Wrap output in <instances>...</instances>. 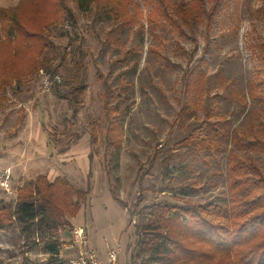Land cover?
<instances>
[{
	"label": "rangeland",
	"instance_id": "1",
	"mask_svg": "<svg viewBox=\"0 0 264 264\" xmlns=\"http://www.w3.org/2000/svg\"><path fill=\"white\" fill-rule=\"evenodd\" d=\"M19 1L0 0V7H14ZM261 1L244 0L236 6L231 0H204L202 22L191 28L178 27L181 23L170 19H177L174 2L162 6L156 0L146 6L134 0L138 8L131 4L129 9L140 16L128 25L115 19L109 8L81 11L72 4L77 25L67 24L66 29L80 38L89 85L77 113L55 94V87L41 93L39 73L8 87L0 104V167L14 172V187L28 186L40 171L52 181L57 174L65 176L88 192L86 203L69 218L71 226L61 232V241L69 240L71 227L84 226L88 245L102 263L115 249L118 264H176L167 254L148 261L150 253L138 244V227L153 220V204H229L231 152L243 159L252 156L264 168V156L246 146L264 138V101L252 97L249 86L260 64L256 45L264 42ZM206 23L211 24L209 32ZM49 35L47 57L58 65L59 54L72 45L59 28ZM69 53L56 71L46 70L61 74L64 91L73 84L76 57ZM202 57L204 104L187 118L178 115L187 99L185 78ZM108 86L115 92L110 103L117 109L119 138L108 131L113 119L104 106ZM207 111L229 121L228 135L215 139V151L195 159L177 142ZM93 120L96 144L89 126ZM62 155L66 157L61 164ZM15 163L28 165L27 176ZM13 199L0 196V264H51L45 249L51 235L36 228L23 233L17 217L7 215L15 210ZM5 205L9 208L3 209ZM73 255L75 249L59 246L60 259Z\"/></svg>",
	"mask_w": 264,
	"mask_h": 264
},
{
	"label": "trees",
	"instance_id": "2",
	"mask_svg": "<svg viewBox=\"0 0 264 264\" xmlns=\"http://www.w3.org/2000/svg\"><path fill=\"white\" fill-rule=\"evenodd\" d=\"M141 1L146 6H154L156 0ZM158 1L162 6L175 3L173 11L177 19H170L180 22L178 27L191 28L202 22L204 0ZM231 1L239 6L244 0ZM261 3L259 12L264 19V0ZM72 4L81 11L93 6L109 8L115 19L122 20L126 25L140 16L139 13L131 14L129 9L131 4H135L134 0H20L14 7H0V104L6 99L8 87L43 70L56 71L72 51L76 57L72 58L73 84L66 91L57 84L55 94L74 108L73 115L77 113L89 85L85 80V52L80 38L72 36L66 29L67 24L77 25ZM135 6L138 8L137 4ZM204 26L208 32L211 30L210 23ZM53 28H59L68 35L72 45L69 52L65 49L59 54L58 65L47 57L51 46L49 31ZM114 41L117 42L116 39ZM256 48L260 64L256 77L249 82L250 95L264 101V42L256 45ZM204 61L202 57L185 78L187 99L178 115L192 118L203 107L206 74L201 65ZM114 95L113 88L108 86L104 106L113 118V121H109L108 131L119 138V121L114 114L117 109L110 103ZM17 123H22L21 117ZM89 126L92 141L96 144L97 122L93 120ZM228 127L229 121L225 117L215 119L213 113L207 111L202 120L187 126L185 136L177 143L186 148L193 158L202 159L205 153L218 148L215 139L227 136ZM246 146L264 156V138H255ZM227 170L229 204L190 205L167 201L153 204V220L138 227V244L150 253L148 261L155 259L157 254H167L176 264H264V168L252 156L243 159L231 152ZM87 198L88 192L76 187L67 177L57 176L52 181L46 174H40L28 186L17 188L15 210L13 213L7 210V215L17 217L23 233L30 228L49 232L51 237L46 240L45 249L50 254V263L69 264V260L58 257L62 244L59 229L71 226L69 218L76 215ZM8 208L9 205L3 207Z\"/></svg>",
	"mask_w": 264,
	"mask_h": 264
},
{
	"label": "built area",
	"instance_id": "3",
	"mask_svg": "<svg viewBox=\"0 0 264 264\" xmlns=\"http://www.w3.org/2000/svg\"><path fill=\"white\" fill-rule=\"evenodd\" d=\"M39 76L40 90L43 94L51 93L53 88L63 80L61 74L46 70L39 73ZM1 194L7 198L14 197L13 200L17 198V189L12 183L11 168L0 167V196ZM63 230L59 229L60 234ZM69 233V240H62V245L65 249H75V255L68 258L69 264H118L119 252L115 249L109 250L106 263H102L99 260L96 252L88 245V236L84 226L71 227Z\"/></svg>",
	"mask_w": 264,
	"mask_h": 264
},
{
	"label": "crops",
	"instance_id": "4",
	"mask_svg": "<svg viewBox=\"0 0 264 264\" xmlns=\"http://www.w3.org/2000/svg\"><path fill=\"white\" fill-rule=\"evenodd\" d=\"M68 156H69V155H68ZM60 157H61L60 159L62 160V162H61V161H60V162H61V164H62V163L64 162V160H65L64 158H65L66 156H63V155H62V156H60ZM69 157H70V156H69ZM17 161H19V163H22V162L25 163V160H23V159H22V160H21V159H17ZM15 165L18 166L17 163H15ZM27 166H28V165H26L25 167H23V166H22V167L18 166L17 169H18V170H22V169H24V170L21 171V174L27 176L28 173L25 171V169L27 168ZM38 174L40 175V174H46V173H44V172H40V171H39V172H37V176H38ZM57 176H59V175L57 174L55 177H57ZM13 178H14V172L12 173V183H13Z\"/></svg>",
	"mask_w": 264,
	"mask_h": 264
}]
</instances>
